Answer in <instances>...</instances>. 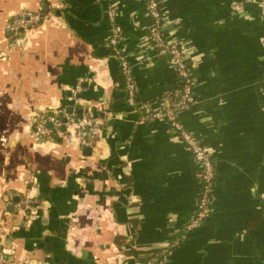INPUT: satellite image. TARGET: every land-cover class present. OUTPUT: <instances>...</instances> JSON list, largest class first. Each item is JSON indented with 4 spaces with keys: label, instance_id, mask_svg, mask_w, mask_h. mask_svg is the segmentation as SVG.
Returning a JSON list of instances; mask_svg holds the SVG:
<instances>
[{
    "label": "crops",
    "instance_id": "obj_1",
    "mask_svg": "<svg viewBox=\"0 0 264 264\" xmlns=\"http://www.w3.org/2000/svg\"><path fill=\"white\" fill-rule=\"evenodd\" d=\"M109 6L134 107L108 44ZM161 8L171 20L165 34L194 65L193 100L178 119L215 166L210 212L166 264H264V0H162ZM20 10L46 17L8 36ZM149 24L145 0H0V220L11 258L3 264H141L193 216L197 163L163 120L139 110L169 103L179 88L148 43ZM63 108L106 112L89 153L72 139L33 135L39 114ZM117 237L139 252L125 254Z\"/></svg>",
    "mask_w": 264,
    "mask_h": 264
},
{
    "label": "built area",
    "instance_id": "obj_2",
    "mask_svg": "<svg viewBox=\"0 0 264 264\" xmlns=\"http://www.w3.org/2000/svg\"><path fill=\"white\" fill-rule=\"evenodd\" d=\"M162 0H145L146 12L150 19L147 30V40L149 45L157 52L159 56L167 57L173 66L176 78L182 82L181 87L173 94L169 103H164L158 107H152L150 104H142L139 110L145 120L161 119L167 124V129L177 138L184 142L189 148L195 162L200 168V176L205 182L203 188L199 190L200 198L197 200L196 211L182 226L185 233L198 227L210 212L211 194L213 190L212 178L214 176V163L209 151L199 142V140L187 129L183 127L178 119V113L187 110L192 103V93L194 88V65L187 55V48L179 39H170L165 34V27L170 23V16L161 8ZM109 19V37L108 44L117 56L120 65V71L123 78V86L126 102L130 106L137 105L136 89L131 75L130 65L125 53L120 48L121 33L114 22L115 9L109 6L107 10ZM46 15L39 11L20 10L11 15L6 24L5 31L8 36H19L29 28L41 23ZM190 61V63H189ZM73 90V94H75ZM76 117L75 120H72ZM107 119L105 111L101 113L80 112L75 115L71 109L63 108L56 114H39L34 123L33 135L37 137L53 138L59 135L66 141L75 140L79 147H92L97 139L99 129ZM71 127V129H69ZM64 128V130H63ZM23 205L31 203L29 198L22 199ZM4 223L0 220V264L9 263L11 258L8 256L6 248L2 242V231ZM178 241H174L169 246H175ZM167 249L163 250L162 259L157 264H163L166 259ZM141 264H155L153 258L145 257Z\"/></svg>",
    "mask_w": 264,
    "mask_h": 264
},
{
    "label": "trees",
    "instance_id": "obj_3",
    "mask_svg": "<svg viewBox=\"0 0 264 264\" xmlns=\"http://www.w3.org/2000/svg\"><path fill=\"white\" fill-rule=\"evenodd\" d=\"M42 15L43 14H46V12L45 11H43V10H41V11H39ZM189 63H190V61H189ZM193 75H194V71H193ZM177 82H178V87L180 88L181 87V85H182V82L179 80V79H177ZM178 88V89H179ZM183 111H185V110H182V111H180L178 114H181ZM179 116V115H178ZM185 128V127H184ZM186 129V128H185ZM213 163H214V161H213ZM214 165V164H213ZM214 169H215V166H214ZM199 181H200V189L201 188H203V186H204V184H205V182H203V180L201 179V176H200V168H199ZM214 180H215V172H214V176H213V178H212V183H213V185H214ZM200 198V192L198 193V197H197V200ZM186 234V232L184 233L182 230L179 232V234L178 235H176V236H173V237H171L168 241H167V244L165 245V246H162V247H159V248H156V249H153V250H150V251H148V253H147V255H146V257H147V259H152L153 258V260H154V262H155V264H157V263H159L160 261H161V259H162V253H163V250L164 249H167V251H166V253H165V255H166V259H165V261H164V263L163 264H166V262L168 261V256H169V254L171 253V251L179 244V242H180V240H181V238H182V236H184ZM178 241L177 242V244L175 245V246H169V247H167V245H169V244H171L172 242H174V241ZM125 239H123V238H121V237H117L116 238V245H117V247L118 248H120L125 254H129V255H136L139 251H137V249H135V248H133L132 246H130V247H128V248H124V244H125Z\"/></svg>",
    "mask_w": 264,
    "mask_h": 264
},
{
    "label": "water",
    "instance_id": "obj_4",
    "mask_svg": "<svg viewBox=\"0 0 264 264\" xmlns=\"http://www.w3.org/2000/svg\"><path fill=\"white\" fill-rule=\"evenodd\" d=\"M68 111H71V109L69 108ZM63 130H64V128H63ZM82 150H83V152L89 153L91 148L90 147H82Z\"/></svg>",
    "mask_w": 264,
    "mask_h": 264
}]
</instances>
